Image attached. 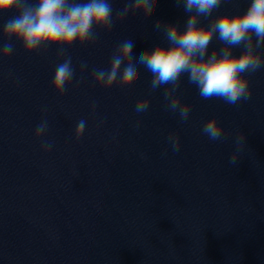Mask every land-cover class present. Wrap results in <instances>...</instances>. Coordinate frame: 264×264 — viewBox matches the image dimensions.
<instances>
[{"label":"clouds","instance_id":"obj_1","mask_svg":"<svg viewBox=\"0 0 264 264\" xmlns=\"http://www.w3.org/2000/svg\"><path fill=\"white\" fill-rule=\"evenodd\" d=\"M223 0H175L177 7L182 6L189 13L184 29L180 24L156 20L154 29L162 31L168 45L158 43L153 48H146L134 56V41H122L113 51L107 69H93V78L97 86L111 89L119 80L121 89L139 86L138 66L142 65L152 74V91L167 86L164 98L167 109L178 113L181 122L189 118L191 107L182 103L177 94L181 77L187 75L188 82L194 84L203 99L218 98L229 105L247 101L252 96L250 76L264 68V54L258 49L264 46V0H250L243 13L225 12L212 18L209 25L200 23L201 17H212ZM15 11L16 15L3 25L4 43L0 46V57L9 58L14 52V45L19 42L26 54L31 55L46 47H57L64 55V50L74 44L85 46L93 43L96 30L110 31L116 21L125 20L130 14L142 15L144 20L156 16L157 0H127L123 8L113 17L110 0H0V15ZM214 35L223 43L220 49L209 46ZM255 37V40H254ZM243 46L241 54L233 53V48ZM87 68L81 64V70ZM75 77L71 56H66L57 64L52 81V88L59 96ZM150 106V98L138 99L137 113H143ZM95 107V106H93ZM86 128V121L80 120L75 128V138L79 140ZM48 131V122L42 120L37 125L35 137L41 140L44 151H50L52 143L43 140ZM202 131L212 141L220 140L224 129L218 118L208 119ZM173 151L180 150V139L175 134L168 137ZM237 148L231 154L229 163L236 164L245 144V135L240 132L236 138Z\"/></svg>","mask_w":264,"mask_h":264},{"label":"water","instance_id":"obj_2","mask_svg":"<svg viewBox=\"0 0 264 264\" xmlns=\"http://www.w3.org/2000/svg\"><path fill=\"white\" fill-rule=\"evenodd\" d=\"M250 0H238L236 11ZM255 40V37H254ZM243 46L233 48L241 54ZM264 54V46L258 49ZM252 96L229 105L223 101L212 196L199 264H264V68L251 74ZM245 144L230 164L236 138Z\"/></svg>","mask_w":264,"mask_h":264}]
</instances>
